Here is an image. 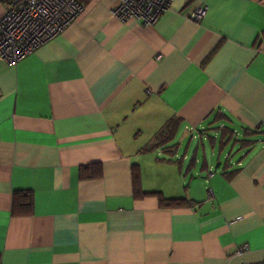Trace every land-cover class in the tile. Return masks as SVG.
Wrapping results in <instances>:
<instances>
[{
  "label": "crops",
  "instance_id": "0c3cea01",
  "mask_svg": "<svg viewBox=\"0 0 264 264\" xmlns=\"http://www.w3.org/2000/svg\"><path fill=\"white\" fill-rule=\"evenodd\" d=\"M81 2L53 39L0 59V264L264 260V0H172L153 25ZM172 119L187 142L209 126L253 142L232 161L205 141L216 159L201 170L181 143L151 147Z\"/></svg>",
  "mask_w": 264,
  "mask_h": 264
},
{
  "label": "built area",
  "instance_id": "2783aa9c",
  "mask_svg": "<svg viewBox=\"0 0 264 264\" xmlns=\"http://www.w3.org/2000/svg\"><path fill=\"white\" fill-rule=\"evenodd\" d=\"M171 2L116 0L111 14L122 22L135 19L145 25H153ZM83 10L81 0H7L5 12L0 16V59L9 66L15 65L58 35ZM205 11L206 7L196 6L188 17L198 21ZM213 174L211 169L208 177ZM243 249L246 246L239 252ZM246 264H264V260Z\"/></svg>",
  "mask_w": 264,
  "mask_h": 264
},
{
  "label": "trees",
  "instance_id": "16d2710c",
  "mask_svg": "<svg viewBox=\"0 0 264 264\" xmlns=\"http://www.w3.org/2000/svg\"><path fill=\"white\" fill-rule=\"evenodd\" d=\"M220 119L221 118L219 116H214L213 122H217ZM176 124H177L176 121H173V119L168 121L166 125L164 126V128L158 133L156 141L151 145V147L152 148L153 147H165V149L171 148L172 145L168 146L167 144L170 143L172 139L175 137V134L177 131ZM213 129L214 128H211L209 126L203 130H198L197 137L199 141H198L197 149H195L192 154V158L190 161L191 166L195 165L196 153L198 152V149L201 146L202 152H201V160H200L201 161L200 169L201 170L207 169L209 164L207 160V155L205 153V141L212 148L214 147L217 139L211 133ZM253 133H254L253 130H244L242 138H238L237 133L232 128H230L229 126L227 127L225 126V128H223L220 131V134L217 140L219 151L222 152L223 149L228 145V143H230V148H232L233 145H235L236 143H239V148H244L246 146H249L253 142V139L249 138L250 136L253 135ZM224 163L225 164L229 163L228 156L226 157V160ZM134 181L136 185V192L139 191L140 194H146L145 192L139 190L137 172H134ZM160 200L164 202L165 205H181L186 201L185 198H169L168 199V198H164L163 196L160 197ZM13 202H14V206H15V203L16 204L20 203V205L25 206V207H22L24 212H28L30 210L31 197L29 193L23 194L21 192H15L13 196Z\"/></svg>",
  "mask_w": 264,
  "mask_h": 264
},
{
  "label": "rangeland",
  "instance_id": "374dc122",
  "mask_svg": "<svg viewBox=\"0 0 264 264\" xmlns=\"http://www.w3.org/2000/svg\"><path fill=\"white\" fill-rule=\"evenodd\" d=\"M187 140H188V137L185 136L183 128H180V130L176 134L175 138L172 139L171 143L172 144L181 143L180 146H178V150H177L178 151V155L180 157L183 156V149H184L183 147L184 146L188 147V152L187 153H188L189 158L186 161L188 163L191 160V158H192V154H193L194 150L197 149V146H198L197 142L199 140H196L195 138L189 139L188 142H187ZM207 147H208V145L205 142V148H206L205 151H206L207 158L213 162V161H215L216 157L215 156H211L210 149L207 148ZM201 151H202V149H201V146H200L199 149H198V152L196 153V156H197L198 159H201ZM226 151H228V152H230L232 154L231 160L233 161L234 158H235V155H236L235 154V150H233L232 148H230V146H228L226 148ZM194 172H197V174L199 173V175L195 174V176H194L195 179H201L205 175V171H200L199 166L197 164L194 167V169L192 170V174ZM182 178L185 179L186 181H189V179L191 180V178L189 176L182 175Z\"/></svg>",
  "mask_w": 264,
  "mask_h": 264
},
{
  "label": "water",
  "instance_id": "95a60500",
  "mask_svg": "<svg viewBox=\"0 0 264 264\" xmlns=\"http://www.w3.org/2000/svg\"><path fill=\"white\" fill-rule=\"evenodd\" d=\"M220 163H221V162H217V163L215 164V168H217V167L220 165Z\"/></svg>",
  "mask_w": 264,
  "mask_h": 264
}]
</instances>
